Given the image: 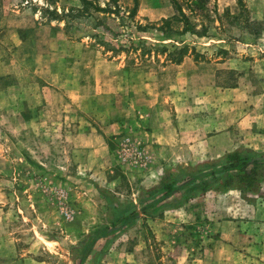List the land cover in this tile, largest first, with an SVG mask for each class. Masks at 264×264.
Returning a JSON list of instances; mask_svg holds the SVG:
<instances>
[{"label": "rangeland", "instance_id": "obj_1", "mask_svg": "<svg viewBox=\"0 0 264 264\" xmlns=\"http://www.w3.org/2000/svg\"><path fill=\"white\" fill-rule=\"evenodd\" d=\"M177 1L188 26L172 5L171 29L138 11L156 28L139 33L115 16L79 15L81 0H0V32L23 24L0 42V264H78L74 250L100 228L110 233L84 264H264V187L138 204L166 169L203 163L181 156L176 132L186 143L197 127L252 114L261 136L243 133L238 146L264 157V12L246 0V10L237 0ZM130 36L188 55L164 64L165 55L111 58L98 45ZM97 187L135 203L138 217L111 222Z\"/></svg>", "mask_w": 264, "mask_h": 264}, {"label": "trees", "instance_id": "obj_2", "mask_svg": "<svg viewBox=\"0 0 264 264\" xmlns=\"http://www.w3.org/2000/svg\"><path fill=\"white\" fill-rule=\"evenodd\" d=\"M170 1L177 8L179 15L185 20L186 26H188V19L179 6V2L177 0ZM237 1L242 10H246L244 0ZM81 2L82 9L77 10L81 16L92 17L94 12L91 10H93L98 14L121 18L127 23L128 27L135 28L139 33H147L150 29H156L154 25L152 27L143 26L136 20L140 0H133L132 7L121 6L119 0H108L105 7H101L91 0H81ZM69 12L73 13V11ZM53 14L59 19L68 16L64 13L60 16L56 11ZM68 17L71 18L70 15ZM176 18L178 19V17L174 16L171 19L162 20V26L156 30L163 32L166 28L171 29L170 22L176 20ZM186 31L189 32L187 29ZM169 32L172 31L169 30ZM146 44L144 39L136 40L132 36L128 39V44H121L119 47H112L104 41L98 42V45L103 47L104 54L112 53L111 58L121 53L136 55L141 50V59L154 57V59L158 60L160 55H165L164 64L173 63L180 65L188 55L189 47L187 46L178 48L176 45H173V51H169V48L165 45L161 48H155L152 45L148 47ZM263 187L264 157L255 155L247 149H237L226 153L217 160L206 161L195 166L181 164L166 169L158 185L142 190L138 204L146 209L156 203H163L169 200L175 194L182 193L181 200L177 202V205L181 206L198 197L205 196L213 190L230 191L241 188L248 193L259 194ZM97 189L108 203V216L111 222H128L138 217L137 213L133 211L136 207L135 203L123 206L124 204L110 191L100 187H97ZM108 233H110L109 229L100 228L87 236L85 241L74 250L78 254V264L86 262L98 238L102 234Z\"/></svg>", "mask_w": 264, "mask_h": 264}, {"label": "crops", "instance_id": "obj_3", "mask_svg": "<svg viewBox=\"0 0 264 264\" xmlns=\"http://www.w3.org/2000/svg\"><path fill=\"white\" fill-rule=\"evenodd\" d=\"M246 3H248L249 8L253 11L254 15L260 16V14L264 12V4L260 3L259 0H246ZM172 5L173 4L170 0H140L139 13L142 15L144 14L143 16L149 18L150 20H159L162 18L166 19L174 16V8ZM145 7H149L146 10V13H144ZM2 9L4 8L0 7V11ZM21 11L26 10H20V12ZM21 17L22 14L18 13L15 20L18 21ZM31 20L36 27V17L32 16ZM11 26L12 27L8 25V27L4 28L0 32V37L2 38L0 39V42L3 44H6V34L12 33L18 35L23 32L22 22H20L19 25H16V22H14ZM223 120L225 119L209 126L197 127V129L190 134L191 137H194L192 138V141H186V143L184 140H181V136L177 135L176 132V136L179 138L177 140L178 143H176V147L183 146L182 148L184 149V152L183 150H179V152L182 153L181 156L184 158L187 155L190 160H197L199 162L217 160L226 153L240 149L238 145H241L244 142L240 140L238 143L237 137L239 135H242L243 133H246L247 135L254 131L258 134L257 136H261L258 128L259 126L257 125L258 123H255L254 120L252 121V114H249L247 117H242V119L238 120V123L235 125H231L232 123L228 121H226L225 124ZM249 141L250 138H246V148L249 147Z\"/></svg>", "mask_w": 264, "mask_h": 264}]
</instances>
